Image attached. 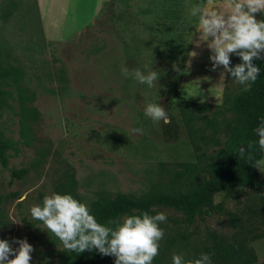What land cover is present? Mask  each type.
I'll list each match as a JSON object with an SVG mask.
<instances>
[{"label": "rangeland", "instance_id": "obj_1", "mask_svg": "<svg viewBox=\"0 0 264 264\" xmlns=\"http://www.w3.org/2000/svg\"><path fill=\"white\" fill-rule=\"evenodd\" d=\"M64 1L73 0L47 3ZM223 3L107 0L82 31L49 44L40 21L47 11L32 0H0V139L9 142L6 163L0 159V239L13 248L27 239L30 264H76V254L30 215L46 195L71 192L90 208L98 192L185 191L208 179L233 119L227 107L242 86L230 76L220 81L222 68L210 70L207 47L191 43L198 18L190 13ZM124 67L160 78L149 87L125 78ZM149 103L164 107L172 123L145 116ZM256 166V187L214 192L191 225L180 211L154 208L167 219L152 264H172L173 254L193 260L221 240L243 242L264 264V156ZM114 260L96 252L82 264Z\"/></svg>", "mask_w": 264, "mask_h": 264}, {"label": "clouds", "instance_id": "obj_2", "mask_svg": "<svg viewBox=\"0 0 264 264\" xmlns=\"http://www.w3.org/2000/svg\"><path fill=\"white\" fill-rule=\"evenodd\" d=\"M190 14L198 18L195 29L198 38L193 40L192 37L191 43H195L197 48L207 47L210 70L222 68L220 81L230 76L244 92L250 91L260 75V67L255 61L264 60V20L257 19V14H264V0H224L220 7L197 4L191 8ZM197 55V52H192L189 67L191 58ZM232 56L239 57L240 63L232 65ZM173 70L181 72L175 64ZM122 74L149 87L160 78L156 71L145 75L138 68L129 70L124 67ZM144 114L155 122H163L165 126L172 123L169 113L157 103L147 104ZM132 131L143 134L140 128ZM254 132L259 137L261 151H264V120ZM245 152L246 148L239 146L237 153L243 156ZM30 215L42 222L65 250L76 254L95 251L101 256L114 257V264H152L158 255L159 242L165 235L159 224L167 219L163 212L152 215L144 211L101 224L85 203L70 194L55 192L46 195L42 205H33ZM13 242L18 247L13 248L9 240L0 239V264H30L31 253L35 251L33 246L27 239H15ZM172 264H212V260L205 253L194 260H185L183 256L173 254Z\"/></svg>", "mask_w": 264, "mask_h": 264}, {"label": "trees", "instance_id": "obj_3", "mask_svg": "<svg viewBox=\"0 0 264 264\" xmlns=\"http://www.w3.org/2000/svg\"><path fill=\"white\" fill-rule=\"evenodd\" d=\"M231 62L235 65L240 63V59L232 56ZM255 63L260 67V75L251 90L244 92L241 88L227 107L233 113V119L226 123V137L218 156L207 165L210 173L208 179L198 187L185 191L152 188L140 195L98 192L89 209L99 223L107 224L109 220L139 215L144 211L153 215L154 208L166 207L182 212L187 224L191 225L202 208L210 207L214 192L226 191L231 187H256L260 183L256 164L264 156V151L258 145L259 137L254 129L264 120V60ZM241 145L246 148L243 156L237 153ZM8 146V141L0 139V159L3 163L7 160ZM15 174L21 176L23 171H15ZM260 194L264 200V185ZM95 253H75L76 264L84 263ZM206 254L210 256L212 264H258L256 253L243 242L216 241L212 247L207 248Z\"/></svg>", "mask_w": 264, "mask_h": 264}, {"label": "crops", "instance_id": "obj_4", "mask_svg": "<svg viewBox=\"0 0 264 264\" xmlns=\"http://www.w3.org/2000/svg\"><path fill=\"white\" fill-rule=\"evenodd\" d=\"M107 0H73L72 3L64 1L63 6L48 5L47 0H32L40 14L43 39L49 44L66 40L82 31L100 11ZM42 3H47L45 9ZM91 13V14H90Z\"/></svg>", "mask_w": 264, "mask_h": 264}]
</instances>
